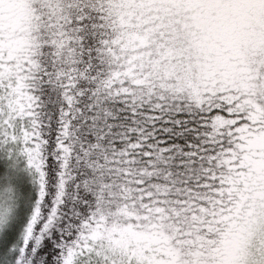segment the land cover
<instances>
[{"label": "snow or ice", "instance_id": "obj_1", "mask_svg": "<svg viewBox=\"0 0 264 264\" xmlns=\"http://www.w3.org/2000/svg\"><path fill=\"white\" fill-rule=\"evenodd\" d=\"M0 264H264V0H0Z\"/></svg>", "mask_w": 264, "mask_h": 264}]
</instances>
